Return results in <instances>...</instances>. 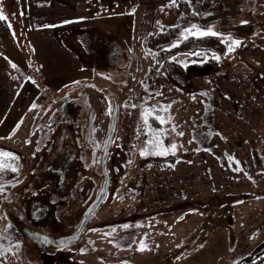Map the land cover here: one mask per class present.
<instances>
[{
  "label": "rangeland",
  "instance_id": "374dc122",
  "mask_svg": "<svg viewBox=\"0 0 264 264\" xmlns=\"http://www.w3.org/2000/svg\"><path fill=\"white\" fill-rule=\"evenodd\" d=\"M173 3L0 0V264H264V0L217 2V53L156 56ZM113 118L106 197L39 247L99 193Z\"/></svg>",
  "mask_w": 264,
  "mask_h": 264
},
{
  "label": "trees",
  "instance_id": "16d2710c",
  "mask_svg": "<svg viewBox=\"0 0 264 264\" xmlns=\"http://www.w3.org/2000/svg\"><path fill=\"white\" fill-rule=\"evenodd\" d=\"M219 0H174L173 10L176 15V22L174 25L164 28L162 32L157 35L159 41V54L172 55L177 52L193 53L199 50L203 54L211 52H218L222 48V43L218 35H207L203 37L188 36L187 39H182L179 44H174L179 39L180 32L192 24L198 25L201 28H206L212 23H217L218 19L214 17L215 7ZM216 40H219L218 42ZM169 45H175L169 47ZM168 48H165V47ZM220 48V49H219ZM203 54L195 56L201 57ZM162 58V56L160 57ZM170 63V62H168ZM169 66V65H168ZM168 69L173 71L172 67ZM115 126V123H114ZM62 260V258H60Z\"/></svg>",
  "mask_w": 264,
  "mask_h": 264
},
{
  "label": "snow or ice",
  "instance_id": "6c2138e0",
  "mask_svg": "<svg viewBox=\"0 0 264 264\" xmlns=\"http://www.w3.org/2000/svg\"><path fill=\"white\" fill-rule=\"evenodd\" d=\"M0 7H2V6H0ZM133 11H134V9H133ZM0 19H4V20H7L8 19V17L4 14L3 11H0ZM10 26L11 25L9 24V27ZM189 35H191L193 37H203V36H207V35H221V33L216 32V31H214L211 28L204 29V28H200L198 25L192 24L189 27L184 28L181 31V33H180V36L183 39H187ZM180 42H181V40L180 39H177L175 41V44H179ZM239 43H240L239 39H234L232 41V44L238 45ZM232 44H229L228 45V51H232L233 50ZM173 46H175V45H169V47H173ZM190 54L197 55V54H203V53L200 52L199 50H197L196 52H193V53H190ZM216 58L219 59V56H217ZM15 66L16 65L13 64V67H15ZM33 106H35V105H33ZM158 118L161 120V123L164 122V118L162 116L161 117H158ZM145 120H147V116L146 115H145ZM173 130H175V126L174 125H173ZM153 131H155V130H153ZM161 134L162 135L165 134L163 132V130H161ZM178 135H183V133H178ZM149 143H153V141H149ZM175 149H176V144L175 143H173V144H171V145H169L167 147H165L163 144H160L159 145V154H161V155H167L169 151L174 152ZM141 154L142 155L145 154V151L142 150ZM0 156L13 157V156H15V154L12 153V152H8V151H0ZM13 170H15V169H13ZM125 227H127V225H125ZM144 247H146V245H144L142 243L141 244V249H143Z\"/></svg>",
  "mask_w": 264,
  "mask_h": 264
},
{
  "label": "water",
  "instance_id": "95a60500",
  "mask_svg": "<svg viewBox=\"0 0 264 264\" xmlns=\"http://www.w3.org/2000/svg\"><path fill=\"white\" fill-rule=\"evenodd\" d=\"M114 122H115V118L112 119V121H111V123H110V125L108 127L107 134H106V137H105V140H104V144H103V147H102V161H101V165H102V168H103L104 173H105L104 182L102 184V187H101L99 193L95 197L94 201L90 204V206L84 212V214L82 216V219H81L77 229L68 237L69 240H73V239L77 238L81 234V232L83 231V229L87 225L90 217L92 216V214L94 213L96 208L99 206V204L102 202V200L107 195L108 185H109V173H108V169H107V159H108V155H109L111 137H112V133H113V130H114Z\"/></svg>",
  "mask_w": 264,
  "mask_h": 264
},
{
  "label": "flooded vegetation",
  "instance_id": "af4514ba",
  "mask_svg": "<svg viewBox=\"0 0 264 264\" xmlns=\"http://www.w3.org/2000/svg\"><path fill=\"white\" fill-rule=\"evenodd\" d=\"M7 183L9 184V182H6V183H4V185H8ZM28 236H30V238L32 240H34V242L39 247H42V248L44 247L43 249H47L48 246L55 245L57 242H59L60 244L61 243L63 244V243H65V242H67L69 240L68 239L69 236H65V237H62V238H56V237L46 236V235H44L42 233H39V232H36V231L32 232V233H29Z\"/></svg>",
  "mask_w": 264,
  "mask_h": 264
},
{
  "label": "crops",
  "instance_id": "0c3cea01",
  "mask_svg": "<svg viewBox=\"0 0 264 264\" xmlns=\"http://www.w3.org/2000/svg\"><path fill=\"white\" fill-rule=\"evenodd\" d=\"M14 149H17L16 147Z\"/></svg>",
  "mask_w": 264,
  "mask_h": 264
}]
</instances>
